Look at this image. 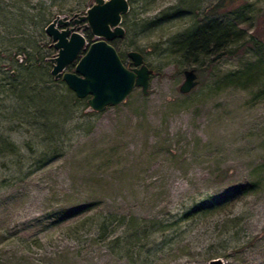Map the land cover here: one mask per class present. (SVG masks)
I'll return each mask as SVG.
<instances>
[{"label": "rangeland", "instance_id": "1", "mask_svg": "<svg viewBox=\"0 0 264 264\" xmlns=\"http://www.w3.org/2000/svg\"><path fill=\"white\" fill-rule=\"evenodd\" d=\"M126 2L124 36L109 44L126 67L127 52L141 56L145 95L133 88L87 112L56 80L62 116L45 120L57 130L44 136L37 114L28 132L3 119L12 104L0 94V264H264V44L195 62L173 49L206 23L264 41V0ZM78 4L83 15L92 0H0V71L34 47L31 62L49 74L56 51L43 29ZM18 11L26 31L12 36ZM256 64L259 76L241 78ZM185 69L197 84L180 94Z\"/></svg>", "mask_w": 264, "mask_h": 264}, {"label": "water", "instance_id": "2", "mask_svg": "<svg viewBox=\"0 0 264 264\" xmlns=\"http://www.w3.org/2000/svg\"><path fill=\"white\" fill-rule=\"evenodd\" d=\"M127 11L126 0H92L83 15L57 16L43 29L56 51L49 59V75L60 80L76 99H86L87 112L101 113L120 104L133 88H140L142 95L146 94L151 71L142 64L141 56L127 52L131 66L126 67L109 44L123 38L121 17ZM80 23L94 41L86 42L79 33ZM72 63V72H65ZM182 78L178 92L186 94L197 84L194 70H183ZM209 264L221 263L211 260Z\"/></svg>", "mask_w": 264, "mask_h": 264}, {"label": "trees", "instance_id": "3", "mask_svg": "<svg viewBox=\"0 0 264 264\" xmlns=\"http://www.w3.org/2000/svg\"><path fill=\"white\" fill-rule=\"evenodd\" d=\"M24 1L27 3V0ZM89 2L90 1L86 3ZM88 7L87 5V8ZM80 8V4L75 5L72 9L68 10V13L74 15ZM216 8L219 10L222 9L221 3L216 5ZM20 11H18L20 20H14L12 18L7 19L10 24L6 25L8 29H6V31L10 32L12 36L16 34L22 35L26 31V29L21 28L25 26V19H23L22 16V13L25 12ZM4 12L8 11L0 6V19ZM38 19L42 21V16H39ZM263 44V39L258 35L255 29L244 37L235 24L206 23L201 25L198 29L191 31L190 34L181 38L178 42H174L173 49L176 56L178 55L185 60L195 62L199 58L208 59L227 55L228 51H226V48L229 46H231L233 50L249 46L251 48H256L258 51H262ZM35 52L34 47H31L30 53L34 54ZM233 52L234 51H231V53ZM30 53L27 52L25 55L23 54L24 60L19 64L14 59H11L9 63L11 69L9 72L0 71V94L3 95V98L9 99V102L12 104V106L8 107L10 114H3L2 118L8 119L10 122L17 121L20 126L25 125L28 127L26 129V132H28L32 129V127L29 126L31 124L28 123V119L38 115V119L43 120V122L39 124V133L40 135L48 136L49 132L53 130L56 131L57 128L47 124L45 120H48L51 115L53 117L54 115L55 117L58 115L59 117L62 116L60 112L54 113L53 111L57 110L55 109L56 107L58 109L61 107L63 99L54 96L55 94L52 90L55 84L54 81L56 80H53L46 71H42L41 66L31 62L34 58L32 59ZM42 60L43 58H37L35 61L42 63ZM259 66L260 65L256 64L255 67L246 69V71L242 73L241 78L246 80L255 79L259 76ZM0 140H2L3 142L1 143H4L6 146V139ZM100 229H103L102 225Z\"/></svg>", "mask_w": 264, "mask_h": 264}]
</instances>
